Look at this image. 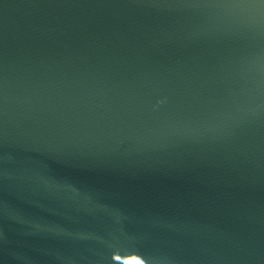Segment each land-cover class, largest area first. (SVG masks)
Here are the masks:
<instances>
[{"label":"water","instance_id":"95a60500","mask_svg":"<svg viewBox=\"0 0 264 264\" xmlns=\"http://www.w3.org/2000/svg\"><path fill=\"white\" fill-rule=\"evenodd\" d=\"M0 264H264V0H0Z\"/></svg>","mask_w":264,"mask_h":264}]
</instances>
